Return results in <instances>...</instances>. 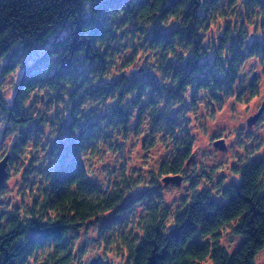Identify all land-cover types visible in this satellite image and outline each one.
I'll return each instance as SVG.
<instances>
[{"label": "trees", "instance_id": "1", "mask_svg": "<svg viewBox=\"0 0 264 264\" xmlns=\"http://www.w3.org/2000/svg\"><path fill=\"white\" fill-rule=\"evenodd\" d=\"M248 61L264 74V0H0V160L22 182L15 201L0 185V264H73L72 234L106 213L118 216L98 248L121 264H256L264 159L243 156L239 181L214 192L198 187L210 170L184 175L186 111L257 97ZM134 138L164 144L147 176L129 172ZM186 182L173 210L161 188ZM136 202L143 213L122 220ZM227 227L242 237L233 252Z\"/></svg>", "mask_w": 264, "mask_h": 264}, {"label": "rangeland", "instance_id": "2", "mask_svg": "<svg viewBox=\"0 0 264 264\" xmlns=\"http://www.w3.org/2000/svg\"><path fill=\"white\" fill-rule=\"evenodd\" d=\"M218 22V21H217ZM216 22V23H217ZM214 24L212 33L217 35L219 29ZM221 24V22H219ZM218 23V24H219ZM242 76H244L247 83L257 78L259 80V95L252 100L248 101L236 99L231 96L226 99L223 106L216 109L214 112L208 110L206 106L200 103L197 111L187 110L188 126L193 137V154L189 167L184 173L185 176H195L198 172L206 169L210 170L209 174L211 179L207 177L200 178L198 183L199 189L204 186L208 187L212 192L218 188L216 182L222 179L224 184L231 182H238L239 177L233 171L234 164L237 165L242 161L243 156H255V159H264V115L256 122V125L249 126L248 119L257 114L264 103V74L260 68L255 65L254 61H248L244 68L242 67ZM240 84L242 82L240 81ZM8 97L13 95L11 88L6 91ZM145 136V131L142 136ZM132 148V159L129 166L130 173L141 172L147 176L148 170L154 169L160 163L162 154L165 150L162 141H158L154 147H149L148 150L144 149L141 144L143 138L136 139ZM225 143L226 149H220L214 145V141L221 140ZM242 142V144H241ZM241 145V146H240ZM246 145V146H245ZM246 147V150L245 147ZM240 155V157H238ZM95 171H99V164L95 165ZM101 173V172H100ZM102 173H105L104 171ZM19 180V181H18ZM7 190L3 197L10 198L15 201L19 198L18 190L22 182L19 175L10 173V177L6 179ZM213 185V186H212ZM163 186V183L161 184ZM144 187L136 188L132 194H136L138 190ZM189 183L186 182L183 186H176L170 184L163 186L161 192L163 193L164 201L175 210L179 205L181 199L187 197L189 191ZM19 200H16L18 203ZM125 214H121L122 220L129 221L136 220L140 214L143 213V207L138 202L133 203ZM118 215L113 213H106L86 223L83 227L77 228L72 234L71 241L74 242L76 257L73 264H92L97 259H102L108 264H121L120 254L112 249L106 256L104 251L98 248L96 236L101 224L105 222H112ZM126 216V218H124ZM128 229V228H127ZM222 245L227 248L229 252H233L239 247L242 241L241 236L233 233L230 227L222 231ZM210 259L205 264H209ZM256 264H264V245L258 251L256 256Z\"/></svg>", "mask_w": 264, "mask_h": 264}, {"label": "water", "instance_id": "3", "mask_svg": "<svg viewBox=\"0 0 264 264\" xmlns=\"http://www.w3.org/2000/svg\"><path fill=\"white\" fill-rule=\"evenodd\" d=\"M264 110V103L262 105V107L260 108L259 112L250 117L248 119V125L252 126L257 122L258 117L261 115L262 111ZM215 146L219 147L220 149H226V146H224V142L219 141L215 143ZM8 161H9V157L5 156L3 159L0 160V185H2L7 177H8V172H7V167H8Z\"/></svg>", "mask_w": 264, "mask_h": 264}]
</instances>
